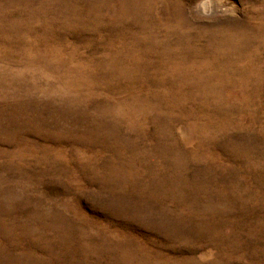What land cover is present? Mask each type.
Here are the masks:
<instances>
[{
	"label": "rangeland",
	"instance_id": "374dc122",
	"mask_svg": "<svg viewBox=\"0 0 264 264\" xmlns=\"http://www.w3.org/2000/svg\"><path fill=\"white\" fill-rule=\"evenodd\" d=\"M0 264H264V0H0Z\"/></svg>",
	"mask_w": 264,
	"mask_h": 264
}]
</instances>
